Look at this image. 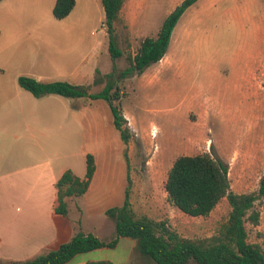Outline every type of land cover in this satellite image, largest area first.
<instances>
[{"label": "rangeland", "instance_id": "374dc122", "mask_svg": "<svg viewBox=\"0 0 264 264\" xmlns=\"http://www.w3.org/2000/svg\"><path fill=\"white\" fill-rule=\"evenodd\" d=\"M75 1L62 20L52 15L55 0L0 2V104L16 106L7 116L0 113V131L11 129L6 139L11 143L8 160L18 161L23 152L35 154L28 139L29 121L42 113V104L72 101L55 95L35 98L19 88V76L80 83L98 92L106 83L105 76L113 69L118 75L127 66L126 55L134 54L144 38L155 37L163 19L182 0H125L117 24L123 55L114 64L107 51L99 0ZM77 64L101 80L100 85L93 83L94 78H70ZM116 85L123 94L120 108L132 137L124 145L127 162L116 151L107 165L125 161L136 181L135 186L131 183L134 212L165 222L182 238L198 240L217 234L230 211L226 198L208 216L190 217L169 202L164 184L176 158L208 153L227 165L232 193L257 192L264 174V0H198L177 22L164 57L141 75L118 79ZM80 125L76 121L77 128L68 131L52 125L45 136L56 140L70 134L78 147L82 143ZM103 162L109 161L102 158ZM147 174L152 181L149 185ZM254 210L257 224L244 223L247 241L264 250V198ZM73 228L74 233L85 231L108 241L114 225L105 215L83 213ZM124 252L121 246L116 251ZM128 264L152 263L133 249Z\"/></svg>", "mask_w": 264, "mask_h": 264}, {"label": "trees", "instance_id": "16d2710c", "mask_svg": "<svg viewBox=\"0 0 264 264\" xmlns=\"http://www.w3.org/2000/svg\"><path fill=\"white\" fill-rule=\"evenodd\" d=\"M2 1V0H0ZM198 0H182L163 19L155 37L144 38L136 52L126 55L127 66L114 75V69L107 74L103 88L95 93L90 86L75 85L65 81H37L30 76H19L20 89L35 98L57 95L72 101L88 104L104 101L109 109L112 125L122 143L127 145L132 137L120 102L123 94L116 85L134 75H141L148 67L158 63L166 54L172 32L185 13ZM103 11L107 51L114 62L121 58L117 24L125 0H99ZM75 6V0H55L52 15L57 20L66 18ZM127 29V26H123ZM128 49L129 40L124 39ZM115 76L116 80H115ZM101 80L93 79L95 85ZM83 101V102H82ZM124 158L127 162L126 152ZM84 178L76 177L70 170L63 172L55 184V198L52 214L68 217L70 211H79L74 201L81 199L88 190L94 175L95 162L91 154L86 155ZM164 190L169 202L183 214L190 217H206L214 207L226 198L230 211L217 234L203 239L190 240L170 230L163 221H155L145 215L138 216L129 201L131 181L127 177L124 200L120 206L108 208L104 215L113 222V236L102 241L91 233L75 232L56 250L23 261H0V264H67L74 256L97 249H113L120 238L135 242L137 253L152 264H264V250L258 244L247 241L244 223L248 220L256 225L258 213L254 210L257 201L264 198V174L259 181L257 192L235 194L230 190L227 165L208 153L194 156H179L169 169ZM85 264H111L108 261L86 262Z\"/></svg>", "mask_w": 264, "mask_h": 264}, {"label": "crops", "instance_id": "0c3cea01", "mask_svg": "<svg viewBox=\"0 0 264 264\" xmlns=\"http://www.w3.org/2000/svg\"><path fill=\"white\" fill-rule=\"evenodd\" d=\"M68 76L75 80L94 78L91 73L80 70L78 64L70 70ZM77 85L81 84L77 83ZM13 107L16 106H10L9 102L0 104V113L7 116V113L14 109ZM40 110L42 113L38 114L37 119L29 121L28 129L29 144L34 147L35 154L23 152V157L18 161L17 158H14V161L8 160L11 143L6 142V139L11 129L8 126L3 133L0 131V261H23L37 256L42 251L56 250L72 237L73 223L83 213L101 216L108 208L120 206L124 200L127 177L132 186L136 183L129 175L125 161L124 164L115 162L112 166L107 165L117 156L116 151H119L121 159L125 158L124 144L112 125L111 115L104 101L98 100L85 105L80 101L58 103V105L42 104ZM75 120L81 122L79 136L82 137V143L78 147H75L70 134L60 135L56 140H49L45 136L50 130L47 128L52 125L63 127L67 129L66 131L73 130L76 127ZM31 125L44 129L36 130ZM111 126L117 135L114 134ZM33 132L37 135L35 136ZM12 137L17 138V136ZM18 142L22 147L23 139H18ZM87 154L94 157L95 171L85 195L73 202L74 205L77 204L79 211L75 213L73 210L72 217L70 213L68 217L53 215L57 180L66 170H70L78 178H84ZM102 158L109 162L102 164ZM109 158L111 160H108ZM150 178L146 180V185L151 184ZM9 191H13L12 197ZM129 201L131 205L134 204L131 192ZM120 246L125 250L122 254L116 253ZM134 247L133 240L120 238L113 249L101 248L78 254L67 264L96 261L128 264ZM106 251L111 253L108 254Z\"/></svg>", "mask_w": 264, "mask_h": 264}]
</instances>
